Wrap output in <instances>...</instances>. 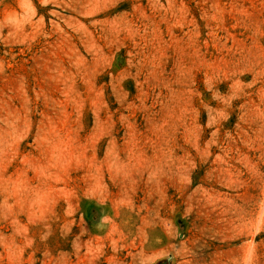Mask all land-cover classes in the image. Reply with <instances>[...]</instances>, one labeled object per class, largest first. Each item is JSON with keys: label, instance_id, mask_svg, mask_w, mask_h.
<instances>
[{"label": "rangeland", "instance_id": "374dc122", "mask_svg": "<svg viewBox=\"0 0 264 264\" xmlns=\"http://www.w3.org/2000/svg\"><path fill=\"white\" fill-rule=\"evenodd\" d=\"M0 264H264V0H0Z\"/></svg>", "mask_w": 264, "mask_h": 264}]
</instances>
